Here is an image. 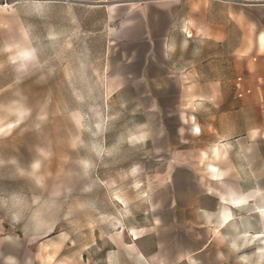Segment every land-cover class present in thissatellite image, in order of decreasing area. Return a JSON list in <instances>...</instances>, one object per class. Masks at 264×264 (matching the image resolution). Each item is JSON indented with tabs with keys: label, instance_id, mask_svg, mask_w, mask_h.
<instances>
[{
	"label": "crops",
	"instance_id": "1",
	"mask_svg": "<svg viewBox=\"0 0 264 264\" xmlns=\"http://www.w3.org/2000/svg\"><path fill=\"white\" fill-rule=\"evenodd\" d=\"M62 1L102 9L116 26L114 79L160 161L154 226L118 228L103 264H255L264 190L244 187L238 161L264 148V0ZM256 202L263 228L251 218ZM15 229L0 222V264H45L43 246L32 257Z\"/></svg>",
	"mask_w": 264,
	"mask_h": 264
},
{
	"label": "rangeland",
	"instance_id": "2",
	"mask_svg": "<svg viewBox=\"0 0 264 264\" xmlns=\"http://www.w3.org/2000/svg\"><path fill=\"white\" fill-rule=\"evenodd\" d=\"M120 44L102 9L0 0V222L24 230L32 257L46 246L49 264H103L118 228L154 226L160 161L114 79ZM254 157H239V177L261 196V142Z\"/></svg>",
	"mask_w": 264,
	"mask_h": 264
},
{
	"label": "bare ground",
	"instance_id": "3",
	"mask_svg": "<svg viewBox=\"0 0 264 264\" xmlns=\"http://www.w3.org/2000/svg\"><path fill=\"white\" fill-rule=\"evenodd\" d=\"M217 153H219V149H217ZM209 168L211 170H214V171L218 170V168L216 166H214V165H209ZM223 215H224V218L229 219V214H227L225 211L223 212ZM134 235H135V239H138L139 236H141L140 233H137V232H134ZM254 242H256V241H254ZM44 250L45 251L47 250L46 246L44 247ZM263 251H264V247H262L261 245L260 246H256V254L259 256V259H258V263L259 264H262L261 261H260L261 260L260 258H261L262 254H263ZM50 262H51V257L49 255L45 254V264H49Z\"/></svg>",
	"mask_w": 264,
	"mask_h": 264
},
{
	"label": "snow or ice",
	"instance_id": "4",
	"mask_svg": "<svg viewBox=\"0 0 264 264\" xmlns=\"http://www.w3.org/2000/svg\"><path fill=\"white\" fill-rule=\"evenodd\" d=\"M198 131V130H197ZM37 167H38V165H37Z\"/></svg>",
	"mask_w": 264,
	"mask_h": 264
}]
</instances>
